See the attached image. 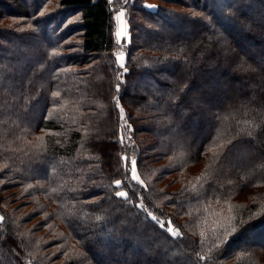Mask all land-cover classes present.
I'll use <instances>...</instances> for the list:
<instances>
[{"label": "trees", "instance_id": "1", "mask_svg": "<svg viewBox=\"0 0 264 264\" xmlns=\"http://www.w3.org/2000/svg\"><path fill=\"white\" fill-rule=\"evenodd\" d=\"M234 1L0 0V264H264V24Z\"/></svg>", "mask_w": 264, "mask_h": 264}, {"label": "rangeland", "instance_id": "2", "mask_svg": "<svg viewBox=\"0 0 264 264\" xmlns=\"http://www.w3.org/2000/svg\"><path fill=\"white\" fill-rule=\"evenodd\" d=\"M225 2V0H217V2L213 3V6H212V9L215 10V12H218L219 14L221 15H224V12H225V4L223 3ZM234 2H242L241 4V7L243 12L245 13V15H247V18L252 21V22H256L254 23L255 25H257V23L259 24H264V8H257L256 6H258L259 4H253V1L252 0H235ZM15 3V2H14ZM239 3V5H240ZM264 7V6H263ZM249 8H251L250 13L249 12ZM123 11L124 13V16L120 19V20H117L116 17L118 16V14ZM164 17H165V21L167 22H173V30H170L173 34H177L179 35L180 37H186L187 35H190L192 34L194 31L193 29H195V27H192V25L190 26V24L187 22H182L184 20L182 14L178 15L177 16H173L172 14H164ZM229 18H232L229 16ZM115 19H116V31L120 32L121 35L119 37H117L118 41L123 45L125 46V42H128L129 39H130V25H129V21H128V18H127V12L125 11V9H118L116 12H115ZM235 19L237 20V17H235ZM233 22H235V20H232ZM185 24H188V25H185ZM244 27H247L245 24H242ZM240 27H242L240 25ZM247 29V28H246ZM160 31V30H158ZM162 32V31H161ZM249 49L247 50H241L243 52H248ZM121 56H122V59H121ZM118 60L120 62V64L122 66L125 65L126 63V54H125V51L123 49H119L118 51ZM29 61V60H28ZM217 65V66H216ZM227 66H230L229 64L227 63H218V64H215L213 66H210L209 67V70H211V76L208 78L210 82L214 83V84H217V82H219V85H220V80H218L217 78V74H216V70H221ZM144 78H139L138 81H142ZM200 86H202V84H200ZM201 88V87H200ZM200 88H196L195 90H199ZM209 92H211L209 90ZM205 99V98H204ZM199 125V120L198 118L197 119H193L192 121V128L193 129H196ZM134 169V171H133ZM132 174H133V177L135 176H139L140 178V174H139V171H138V168H137V165H136V162L135 164L133 165L132 164ZM141 180V178H140ZM123 192V191H121ZM0 217H2V215L0 214ZM1 221V220H0ZM135 230H137V232L141 233L142 232V228L141 227H137L135 228ZM103 235H99L98 237H96V240H97V246L99 247L101 244L105 243V238L102 237ZM126 236H129V235H126ZM137 240V239H136ZM140 240H138L135 245L133 246V251H134V254L131 255V257L127 258L129 262H140L143 264V262H145V256L148 254L146 253H143V250H149L151 248V243L149 245H146L145 247L143 246V244H141ZM247 243L250 242L251 244H254L256 246H259V244H263L264 242H258L256 240H254V238L252 236H249V238L247 239L246 241ZM260 251V250H258ZM139 252V253H138ZM138 254H140V257H137ZM140 258V259H138ZM145 258V259H144Z\"/></svg>", "mask_w": 264, "mask_h": 264}, {"label": "snow or ice", "instance_id": "3", "mask_svg": "<svg viewBox=\"0 0 264 264\" xmlns=\"http://www.w3.org/2000/svg\"><path fill=\"white\" fill-rule=\"evenodd\" d=\"M148 7H156V6H155V5H148ZM123 16H124V13H123V11H121V12L118 14V16L116 17V19H117V20H120ZM116 35H117V37H119V36L121 35V33L118 31V32L116 33ZM121 59H122V56H121ZM125 70H126V69H125ZM132 163H133V165H134V164H135V161H132ZM133 171H134V169H133ZM134 179H136V180H137L139 183H141V184L143 183V181L140 180L139 176H135ZM116 183H117V184H120L121 182H120V181H116ZM117 195H119V196H127V194L124 193V192H118ZM2 219H3V217H0V220H2ZM153 219H156V218L153 217ZM240 223L243 224V223H245V222H244V221H240ZM228 228H230L232 232H235V231L237 230L236 227H235V225H232V224H229V225L227 226L226 231L228 230ZM170 231H171V229H170ZM173 235H179V232H178V231H174V232H173Z\"/></svg>", "mask_w": 264, "mask_h": 264}]
</instances>
